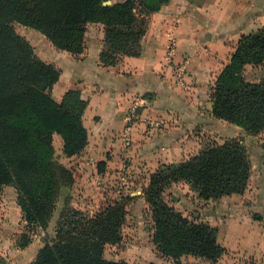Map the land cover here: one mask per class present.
Instances as JSON below:
<instances>
[{
  "label": "trees",
  "instance_id": "1",
  "mask_svg": "<svg viewBox=\"0 0 264 264\" xmlns=\"http://www.w3.org/2000/svg\"><path fill=\"white\" fill-rule=\"evenodd\" d=\"M108 1L0 0V203L4 188L14 186L29 227L21 235L22 248L31 242L33 228L48 227L63 189L75 182L73 169L55 157V136L62 138L63 154L73 157L87 147L89 134L83 120L87 101L81 91L70 89L62 102L53 98L61 69L43 60L16 24L39 31L56 49L79 56L88 24L102 23L101 62L113 66L117 61L110 52L120 54L119 62L141 54L151 15L169 0ZM263 62L264 26L241 36L211 88L213 115L252 136L264 131V79L250 82L244 71L247 65ZM105 165L99 162V171ZM251 173L248 150L238 138L208 144L188 159L162 164L143 190L153 221V243L161 255L217 262L226 252L216 226L190 219L166 200L170 185L184 182L201 199H218L243 193ZM131 199L122 197L92 213L67 200L54 240L45 242L30 264H133L104 257L105 246L123 238Z\"/></svg>",
  "mask_w": 264,
  "mask_h": 264
},
{
  "label": "crops",
  "instance_id": "2",
  "mask_svg": "<svg viewBox=\"0 0 264 264\" xmlns=\"http://www.w3.org/2000/svg\"><path fill=\"white\" fill-rule=\"evenodd\" d=\"M222 1L223 7L220 0H169L151 15L141 54L125 56L118 65L105 66L101 62L105 32L104 25L96 22L88 24L81 55L74 56L52 45L49 56H39L61 69L52 89L57 102H62L70 89H79L87 101L83 115L89 134L87 147L73 157L65 156L62 149L57 151L68 161L64 164L74 169L72 206L91 212L100 210L107 204V182L111 184L115 176L122 178L125 174L136 183L135 190L147 205L143 190L150 176L162 164L197 154L204 141L227 124L236 128L252 149L249 151L244 144L252 163L247 189L211 200H203L191 191L194 202L176 187L188 185L180 182L170 185L165 196L171 191L175 200L182 196L178 205H186L180 209L183 214L191 218L189 210L197 209L198 222L218 228V241L226 252L217 262L209 261L211 264H218L227 255L231 264H264V131L248 135L242 127L216 118L211 100L214 81L241 36L264 26V0ZM38 32L29 33L45 37ZM170 45L174 48V63L187 60L182 81L177 80L169 64ZM135 104L140 105V119L130 131L131 144L126 152V115ZM60 138L56 135L54 143ZM102 161L106 165L99 171L98 163ZM124 161L127 164L123 166ZM125 188L133 189L130 185ZM25 224L17 191L8 185L0 203V256L12 264H30L45 244L38 233L31 232L29 245L18 250L16 244L25 232Z\"/></svg>",
  "mask_w": 264,
  "mask_h": 264
},
{
  "label": "rangeland",
  "instance_id": "3",
  "mask_svg": "<svg viewBox=\"0 0 264 264\" xmlns=\"http://www.w3.org/2000/svg\"><path fill=\"white\" fill-rule=\"evenodd\" d=\"M230 1L231 0H229L228 3ZM220 3L222 4L223 1L220 0ZM223 4L221 5L222 7ZM16 29L31 43V45L34 47L38 55L44 57L49 56L48 54L52 50L53 46L52 43L48 39H46V37H42V35L40 34H37V36H31L30 35L31 33L29 32L31 31L38 32V31L32 28H27L21 24H16ZM108 54L115 61H117L116 65L121 63V61L120 62L118 61V57H120L119 53L110 52ZM244 75L248 81L251 82L261 81L262 79H264V62L259 65H250L246 67L244 71ZM232 127L233 126H229L225 124V128L223 130H219L218 133L210 135L209 138H207L204 141L203 148L208 144H212V143L222 144L227 140L238 138L241 139L244 144L246 143L249 147V151H251L252 149L251 146L249 145V142H246L245 138H243L241 135H238V133L234 130L236 128H232ZM54 147L56 150L55 157L57 158V160L63 164L64 162L67 163L68 161L65 160L63 154L57 153V151H61L62 149L61 138L54 143ZM129 147L130 145H128L127 147V145L125 144L126 152H128ZM125 164H127V162L124 161L123 166ZM125 176L126 174L122 178L115 176L112 179L111 184L107 182L108 187H106V192H104L105 201L107 203H109L110 201L113 202L120 200L122 197H126V196L132 198L131 205L129 206V215L127 217V221L123 228V238L119 243L106 245L104 250V257L109 260H115V261L124 260L133 264H149L155 261L159 262L160 264H211L209 261L205 259L198 257L194 258V256H189V255H184L180 257L178 260H174L172 258L164 257L161 255V252L158 251V249L153 243V233H154L153 221L148 211V205H146L143 200H140V195L137 194V190H135L137 189L135 186L136 183L132 182L133 179H127ZM127 185H130V187H133V189L127 191L125 188V186ZM72 187L70 189L67 188L63 189L61 197L57 202L56 211L54 213L53 218L49 222L48 227L44 229L40 227H35L31 230L32 232H35V234L38 233L40 239L43 240L44 243L54 240L56 236L57 222L59 220L61 211L63 210L65 204L67 203V200L69 202V205H71ZM176 187H181L183 196H188L190 201L195 200V195L192 194L191 191L193 190L189 188L190 186L178 185ZM173 196H175L173 191L169 192L166 195L168 202L172 203L173 204L172 206L175 207L176 204L178 205V202L181 200L182 196H179V198H177L176 200L173 199ZM184 207H186V205L182 203L181 205H178V208L176 207L175 208L180 210L183 209ZM195 213H200V212L199 210L197 209L195 210L194 208L192 210H189V215H191V218L193 220L198 221L199 216L198 217L195 216ZM19 219L20 218H18L17 221L21 224L22 222L19 221ZM23 229L25 230L26 233L27 231H29V227L27 226V224H25V227L23 226ZM23 233L20 234L19 240L17 241L16 244V248L18 250H22L25 248V247L23 248L21 247V239H22L21 235H24ZM229 256L230 255H227L226 257L222 258L218 264H231V262L228 261L230 259ZM0 264H12V261H6L0 256Z\"/></svg>",
  "mask_w": 264,
  "mask_h": 264
},
{
  "label": "built area",
  "instance_id": "4",
  "mask_svg": "<svg viewBox=\"0 0 264 264\" xmlns=\"http://www.w3.org/2000/svg\"><path fill=\"white\" fill-rule=\"evenodd\" d=\"M167 58L169 61V64L172 65L174 71L176 72L177 80L182 81L184 80V75L186 73V62L187 60L185 59L184 62L181 63H174V48L173 45H170ZM139 104L133 105L132 109L129 111V113L126 115V126H125V137H126V145L131 144V139H130V131L135 125V123L140 119L139 115Z\"/></svg>",
  "mask_w": 264,
  "mask_h": 264
},
{
  "label": "water",
  "instance_id": "5",
  "mask_svg": "<svg viewBox=\"0 0 264 264\" xmlns=\"http://www.w3.org/2000/svg\"><path fill=\"white\" fill-rule=\"evenodd\" d=\"M107 3H110L109 1Z\"/></svg>",
  "mask_w": 264,
  "mask_h": 264
}]
</instances>
